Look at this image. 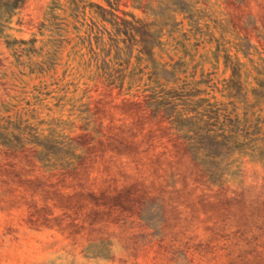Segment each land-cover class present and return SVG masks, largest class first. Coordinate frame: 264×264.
<instances>
[{
  "label": "rangeland",
  "instance_id": "1",
  "mask_svg": "<svg viewBox=\"0 0 264 264\" xmlns=\"http://www.w3.org/2000/svg\"><path fill=\"white\" fill-rule=\"evenodd\" d=\"M22 1L0 26V264H264V0L173 5L155 65L139 35L98 15L106 0ZM134 3L119 8L160 25L170 13ZM145 96L158 107L123 103ZM134 121L164 126L163 148L133 160L139 186L112 192L106 223L12 194L47 170L8 144L127 155L113 137ZM170 123L203 141L198 161L171 147Z\"/></svg>",
  "mask_w": 264,
  "mask_h": 264
},
{
  "label": "trees",
  "instance_id": "2",
  "mask_svg": "<svg viewBox=\"0 0 264 264\" xmlns=\"http://www.w3.org/2000/svg\"><path fill=\"white\" fill-rule=\"evenodd\" d=\"M106 1L107 6L100 3H92V6L97 7L98 15L104 20H112L114 26L124 25L126 34L139 35L142 47L146 50L147 58L150 61L149 63L155 65V47H160L163 44V26L170 20H176V16L172 12L177 9H173L172 6L178 5L183 0H160L158 4L157 0H135L136 7L142 8L146 12L152 10L155 16H158L155 11L156 6L165 4L170 13L163 17L162 22L165 23H162V25L153 24L145 19L138 20L134 13L119 8L122 0ZM24 4L25 1L22 0H0V26L7 21L6 16H11L17 8L22 7ZM119 9L122 15L116 12ZM127 15H131L133 19L127 18ZM139 23L140 26H138ZM1 64L2 59L0 57ZM152 68L155 78H159L162 72L167 70L164 67L158 69L152 66ZM126 101L139 110L150 107L155 109L159 104V99L149 98V96H145L140 100H124L123 103ZM127 102L126 104H128ZM175 124L170 123L169 128L172 131L169 130V133L173 136L180 135L181 139L176 138L173 141L169 139L172 144L171 147L180 145L182 151L190 152L192 157L198 161L202 152L203 145L201 143L203 141L200 143L195 142L191 136H188L189 129L178 127ZM164 129V126L154 123L134 121L133 123L122 124L114 134L113 145L120 150H129V153L117 156H106L103 151L95 156L90 155L88 152L76 153L75 147L72 145H65L51 140L10 143L8 148L13 149V151L32 153L33 157L28 162L38 168L43 166L47 170V173L34 175V179L19 176L22 181L27 183V188L24 190L15 189L12 194L30 197L31 199H28L30 202L37 203V201H40L43 207L48 206L45 205L47 200H53L54 203H51L52 208L62 211L63 215L69 217L71 213L76 212L77 219H81L83 224L102 225L107 222L106 218L108 216L111 217L110 206H114L112 192L119 195L127 187L139 186L138 179L133 176L129 177L127 173L133 171L134 174V171L139 170L138 165H133V160L142 157L144 152H147V150L157 151L163 148L161 139ZM157 140H159L160 145ZM52 153L60 156L51 157ZM19 162L23 161L20 160ZM26 164L22 163L20 170L24 169ZM124 173L128 179H125ZM48 174L53 175L55 178H46ZM42 178H46L48 182L46 179L42 180ZM100 217H103V219Z\"/></svg>",
  "mask_w": 264,
  "mask_h": 264
}]
</instances>
